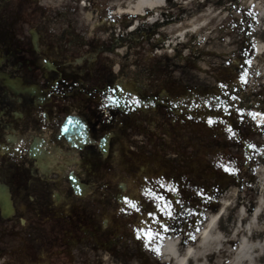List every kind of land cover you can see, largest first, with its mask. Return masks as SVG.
<instances>
[{
    "label": "flooded vegetation",
    "instance_id": "af4514ba",
    "mask_svg": "<svg viewBox=\"0 0 264 264\" xmlns=\"http://www.w3.org/2000/svg\"><path fill=\"white\" fill-rule=\"evenodd\" d=\"M42 6L0 0V264H165V241L195 232L255 156L264 131L249 115L264 117V87L247 73L256 13H239L238 52L204 83L156 62L141 86L110 57L118 43L90 40ZM157 193L176 231L149 216L165 219Z\"/></svg>",
    "mask_w": 264,
    "mask_h": 264
},
{
    "label": "rangeland",
    "instance_id": "374dc122",
    "mask_svg": "<svg viewBox=\"0 0 264 264\" xmlns=\"http://www.w3.org/2000/svg\"><path fill=\"white\" fill-rule=\"evenodd\" d=\"M79 1L66 0L65 3H54L43 0L44 6L41 7L40 13H45L47 17L69 19L74 32L87 31L90 35V40L93 38L98 39L107 47L118 43L119 45L110 54V57L113 58L114 64L117 67H127L129 72L135 76L137 84L141 86H144L146 83V70L156 62L157 64L159 62L166 65L169 64V69L177 72L179 71L178 68L189 67V75L193 76L197 83H204L203 81L206 80L204 77H207V75L211 76L210 73L214 72V70L224 69L223 66H226L228 58L232 54L234 55L235 52H238L237 50L239 49L237 44L240 38V29L237 27L239 22L235 17L237 18L239 13L245 12L248 9V7L242 6L239 0L228 1L224 4L218 3L219 10L224 12L226 22H220L214 26L212 32L214 37L213 43L221 45L216 51L217 56L222 57H209L204 55V43L200 41L199 37L190 39L187 46L177 52L180 53L179 55L177 53L168 55L162 49V46L167 42V37H164L160 41L161 35L157 33L158 28L142 25V28L136 32H129L132 23H129V18L116 14L117 1L115 0H86L87 5L85 6H82ZM251 8L253 7L251 6ZM204 10L205 8L203 7L196 9V13ZM127 21L128 25L124 27L122 23ZM124 38H129V40L121 41ZM253 53L252 58H255V49ZM105 57L108 58V54ZM207 58L213 60L211 65H204L206 63L204 60ZM252 63L251 60L247 62L248 85H251L253 89L258 91L259 88L264 87V57L258 66H254ZM183 71L185 72L186 70ZM175 76L176 78L179 77L177 73H175ZM240 86H244L242 81ZM254 141L255 156L249 155L247 160H242L247 166L242 164L241 168L230 174V178H228L230 182H228V185L220 194V198L226 196L225 201L232 204L228 211L227 222L235 218L239 208L246 203L257 207L259 205L257 202L258 198H261L263 201L261 208H263L264 214V172L261 170L264 166V134L262 133ZM245 143L253 145L251 141H246ZM232 156L234 155L232 154ZM222 157L225 159V156ZM256 185L261 187L260 192L255 189ZM219 208L220 202L217 200L214 206L209 209V213L217 215ZM205 220L206 215H202L197 231H199ZM259 231L260 233L255 238L253 245L260 244L264 246V232ZM196 235L197 233L192 236L186 235L182 239H186L188 244H191L195 241ZM233 245H237V238L234 240ZM104 264L113 263L108 260Z\"/></svg>",
    "mask_w": 264,
    "mask_h": 264
},
{
    "label": "bare ground",
    "instance_id": "6f19581e",
    "mask_svg": "<svg viewBox=\"0 0 264 264\" xmlns=\"http://www.w3.org/2000/svg\"><path fill=\"white\" fill-rule=\"evenodd\" d=\"M54 3H65L66 0H47ZM83 6L87 5L86 0ZM117 15L129 18L132 26L129 32L134 33L142 25L158 28L160 41L167 37L162 49L170 55L184 49L189 40L199 37L204 43V55L217 56L221 45L213 43L212 28L220 22L225 23L223 11L218 3L236 0H115ZM242 6L255 5L259 13V25L255 30V43L258 56L254 66L260 65L264 57V3L259 0H239ZM205 8L196 13V9ZM90 15V14H89ZM122 25L126 27L127 22ZM219 39V38H217ZM222 39V38H221ZM226 41V40H225ZM216 49V50H214ZM180 53H177L179 55ZM204 65H211V58L204 60ZM264 73V67H263ZM264 122V117L259 115ZM264 172V166L261 169ZM260 186L255 189L260 192ZM220 199L217 215L206 214V220L196 235L195 241L188 244L186 239L171 236L165 241L162 250L166 264H264V246L253 245L259 230L264 232L262 199L258 198V206L246 203L240 207L235 218L226 221L229 216L230 203ZM237 238V245L233 242Z\"/></svg>",
    "mask_w": 264,
    "mask_h": 264
},
{
    "label": "snow or ice",
    "instance_id": "6c2138e0",
    "mask_svg": "<svg viewBox=\"0 0 264 264\" xmlns=\"http://www.w3.org/2000/svg\"><path fill=\"white\" fill-rule=\"evenodd\" d=\"M245 75H246V73H243V72L241 73V77L240 78H241V80L243 82H246V80H244V76ZM221 88L222 89H225V88H227V85H221ZM225 95H227V93H225ZM231 99H239V97H231ZM142 103H143V101L141 99H139V98L131 97V99H130V106H133V105L139 106ZM229 107H231V106H229ZM236 112L239 115L241 122H243V120H244V110H243V107L241 106V107L237 108L236 109ZM249 115H251L252 118L255 119L256 116L262 115V114L261 113H249ZM208 123L209 124H212L213 121L211 119H209L208 120ZM229 131H231V129H229ZM69 179L73 183H77L75 177H69ZM161 187H163V186H161ZM151 192H152V190L149 189V190H147V193L146 194L150 195ZM154 199H158V200H160V201L163 202L162 205H161V208H163V211H162L161 214H162V216L165 217V219L162 220L160 218L155 217V214L154 213H149V216L155 221V223H157L160 226V228L163 229V231H176V229L172 225H170L168 223V220L175 221L178 218L177 216L173 215L174 210L171 209V202H169L167 200V198H165L163 196H160L159 193L156 194V196H155ZM124 201H125V204H128L131 207H134V208H138L139 207V205L137 203H135L133 200H130L129 197H127V196L124 197ZM161 208H158L157 211H161Z\"/></svg>",
    "mask_w": 264,
    "mask_h": 264
},
{
    "label": "water",
    "instance_id": "95a60500",
    "mask_svg": "<svg viewBox=\"0 0 264 264\" xmlns=\"http://www.w3.org/2000/svg\"><path fill=\"white\" fill-rule=\"evenodd\" d=\"M259 1H260V0H259ZM260 2H261V5H262V2L264 3V0H261Z\"/></svg>",
    "mask_w": 264,
    "mask_h": 264
}]
</instances>
